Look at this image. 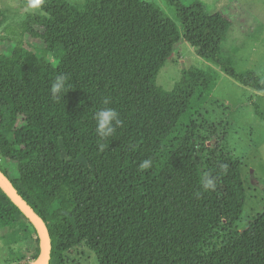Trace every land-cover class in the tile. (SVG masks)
Returning <instances> with one entry per match:
<instances>
[{
    "label": "trees",
    "instance_id": "obj_1",
    "mask_svg": "<svg viewBox=\"0 0 264 264\" xmlns=\"http://www.w3.org/2000/svg\"><path fill=\"white\" fill-rule=\"evenodd\" d=\"M166 1L174 18L148 0H45L22 19L25 38L0 36V154L11 162L0 169L45 222L48 264H68L66 254L84 244L99 264H264V212L236 228L247 201L243 160L220 142L210 147L198 124L220 71L185 69L171 90L158 77L184 39L246 87L264 92V78L237 73L223 57L226 15L201 1ZM60 73L71 89L54 98ZM105 106L123 124L101 141L94 115ZM74 140L103 167L68 157L64 144ZM146 158L152 167L140 169ZM205 174L215 190L202 192ZM7 228L32 234L36 246L13 264L38 260L36 228L0 186Z\"/></svg>",
    "mask_w": 264,
    "mask_h": 264
},
{
    "label": "rangeland",
    "instance_id": "obj_2",
    "mask_svg": "<svg viewBox=\"0 0 264 264\" xmlns=\"http://www.w3.org/2000/svg\"><path fill=\"white\" fill-rule=\"evenodd\" d=\"M67 1L72 4L86 2ZM148 1H154L174 18L167 1ZM180 1L185 6L201 1L212 13L226 15L232 26L223 43V57L237 73L253 71L264 78V0ZM39 12L29 8L28 0H0V36L8 34L25 38L20 25L22 19L27 13ZM191 67L220 71L217 88L201 112L198 124L202 137L208 140L210 147L220 142L243 160L247 201L243 218L236 224V228L242 231L255 216L264 212V119L257 113L258 109L264 113V92L242 85L211 62L199 57L184 39L179 41L173 55L162 68L158 84L167 90L173 89L181 80L183 71ZM14 138L19 143L18 132H15ZM64 148L68 157H77L96 169L103 167L98 157L78 140L65 143ZM0 162L5 168L11 165L1 154ZM35 248L32 234L18 228L0 230V264H13L14 256L20 254L25 256L27 262L32 258ZM66 258L68 264H99L96 254L85 244L67 253Z\"/></svg>",
    "mask_w": 264,
    "mask_h": 264
},
{
    "label": "clouds",
    "instance_id": "obj_3",
    "mask_svg": "<svg viewBox=\"0 0 264 264\" xmlns=\"http://www.w3.org/2000/svg\"><path fill=\"white\" fill-rule=\"evenodd\" d=\"M45 0H28V6L33 11H41ZM71 89L70 78L65 73H60L56 75L55 79L51 83V93L54 98H60L64 96ZM105 105L108 104V101L103 102ZM96 122V133L101 141H105L110 137H113L117 129L122 126L123 121L120 119L119 112L112 107H101L94 115ZM100 149L105 148L104 143H100ZM152 159L146 158L140 164V169H149L152 167ZM217 187L216 178L209 174L201 180L202 192L213 191Z\"/></svg>",
    "mask_w": 264,
    "mask_h": 264
},
{
    "label": "water",
    "instance_id": "obj_4",
    "mask_svg": "<svg viewBox=\"0 0 264 264\" xmlns=\"http://www.w3.org/2000/svg\"><path fill=\"white\" fill-rule=\"evenodd\" d=\"M0 186L12 199V201L24 212L36 228L39 238L41 254L38 260L32 264H48L51 258V238L48 228L36 212V210L21 196L17 189L13 186L10 179L0 169Z\"/></svg>",
    "mask_w": 264,
    "mask_h": 264
}]
</instances>
